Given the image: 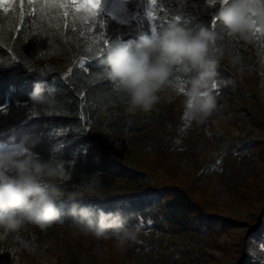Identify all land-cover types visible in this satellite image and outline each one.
Returning <instances> with one entry per match:
<instances>
[{
	"label": "trees",
	"instance_id": "obj_1",
	"mask_svg": "<svg viewBox=\"0 0 264 264\" xmlns=\"http://www.w3.org/2000/svg\"><path fill=\"white\" fill-rule=\"evenodd\" d=\"M228 2L213 0L210 5H202V12L191 20L179 21L189 27L203 22L217 32L211 51L214 55L222 52V56L215 86L225 95L240 91L239 81L249 74L246 69L253 62L264 69V35L257 34L251 41L254 59L245 46L233 45L232 36L220 23L216 13ZM84 13L74 10L65 16L47 1L21 0L10 11L0 7V144L34 142L35 152L45 158L54 157L62 169L59 182L66 196L79 193V204L106 212L120 210L130 223L142 228L152 220L153 225H167L174 233L192 231L213 236L240 227L212 204L196 197L193 184L198 176L185 187L173 183L147 188L142 183V165L130 163L111 144L87 132L104 111L127 109L126 96L115 89L99 63L107 46L104 39H136L150 34L151 29L146 22L141 26L135 22L118 23L104 13L95 16V24H81L79 16ZM160 13L157 30L172 18L164 11ZM100 33L105 34L104 39H99ZM73 59L81 63L74 64L65 79L51 63H69ZM37 78L55 89L56 104L47 111L26 103ZM188 78L175 69L166 85L181 87ZM247 106L254 122L264 126L260 114L251 110L256 106L248 102ZM126 130L130 134L142 132L134 126ZM58 206L63 216L60 224L79 230L70 215L72 202L65 200ZM259 244H264V213L243 240L239 264H264Z\"/></svg>",
	"mask_w": 264,
	"mask_h": 264
},
{
	"label": "rangeland",
	"instance_id": "obj_2",
	"mask_svg": "<svg viewBox=\"0 0 264 264\" xmlns=\"http://www.w3.org/2000/svg\"><path fill=\"white\" fill-rule=\"evenodd\" d=\"M20 1L3 0L0 7L10 11ZM29 1H47L60 13L65 10L57 5L68 2ZM212 2L157 0L152 5L149 0H103L101 13L118 23L141 26L146 22L152 30L161 11L189 21L202 12V5ZM78 11L91 13L83 8ZM232 43L245 46L255 59L252 42L232 36ZM51 63L65 79L81 60ZM247 69L249 74L240 79L238 93L225 95L216 91V86L211 89L217 106L202 124L189 121L185 115L180 88L186 85H165L150 111L129 113L113 108L104 111L87 130L111 144L130 163L142 165V183L147 188L173 183L185 187L198 176L193 184L196 197L212 204L240 227L210 236L192 231L174 233L169 226L157 227L150 220L141 229L138 242L119 248L113 239H97L60 223L44 231L29 225L18 236L0 241V264H239L243 240L264 213V126L255 123L247 106V102L255 105L251 110L264 121V108H259L264 107V69L256 61ZM130 126L142 132L130 134L126 130ZM258 249L264 258V244Z\"/></svg>",
	"mask_w": 264,
	"mask_h": 264
},
{
	"label": "clouds",
	"instance_id": "obj_3",
	"mask_svg": "<svg viewBox=\"0 0 264 264\" xmlns=\"http://www.w3.org/2000/svg\"><path fill=\"white\" fill-rule=\"evenodd\" d=\"M216 15L234 38L251 42L257 34L264 35V0H229ZM89 19L87 12L79 16L81 24H87ZM181 19L175 15L150 34L127 40L117 37L107 43L99 63L115 89L126 96L129 113L150 111L175 69L189 77L181 91L189 121L202 124L216 109L217 98L211 89L222 52L214 55L211 49L217 32L203 22L185 26L179 22ZM26 103L47 111L56 104L55 89L37 78ZM34 146L28 140L0 144V241L18 236L29 225L44 231L62 223L58 205L67 200L72 202L74 225L84 235L113 239L119 248L138 242L142 225L130 223L120 210L106 212L79 204V193L66 196L59 182L62 169L55 158L41 156Z\"/></svg>",
	"mask_w": 264,
	"mask_h": 264
},
{
	"label": "snow or ice",
	"instance_id": "obj_4",
	"mask_svg": "<svg viewBox=\"0 0 264 264\" xmlns=\"http://www.w3.org/2000/svg\"><path fill=\"white\" fill-rule=\"evenodd\" d=\"M0 2H3V0H0ZM102 3L103 0H68L67 3L65 2H61L57 5V7L59 8H63L65 10V16H67L70 12H73L74 10L78 11L79 9L83 8L86 11H89L92 13V17H90L89 21L87 24L91 23V24H95V16L97 15H101V8H102ZM157 3V0H153V2L151 3L152 5H155ZM149 16L154 18V14L153 13H149ZM103 23H101V27H103ZM213 26H214V22H213ZM104 33H100V37L99 39H104ZM104 43H108V41L106 39H104ZM89 51H91V49H89ZM215 88V86L213 87ZM184 89V87L180 88V91H182ZM63 175V172H62ZM151 223V222H149Z\"/></svg>",
	"mask_w": 264,
	"mask_h": 264
}]
</instances>
